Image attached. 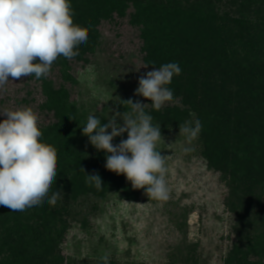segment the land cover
Segmentation results:
<instances>
[{
    "label": "trees",
    "instance_id": "obj_1",
    "mask_svg": "<svg viewBox=\"0 0 264 264\" xmlns=\"http://www.w3.org/2000/svg\"><path fill=\"white\" fill-rule=\"evenodd\" d=\"M70 3L74 23L88 28V40L78 46L76 57L69 60L61 56L52 66L59 67L62 76L71 80L69 64L73 60L87 61L85 56L99 43L97 27L101 19H112L115 13L125 17L132 5L131 23L140 26L145 64L152 70L170 62L179 64L180 75H174L167 87L200 114L217 113V126L212 125V129L217 134L215 149L223 166L221 171L225 174L230 171L226 167L232 150L237 155L233 158L236 159V172L231 176L233 188L243 182L244 202L252 205L256 199L261 206L257 208L264 210V0H70ZM38 80L43 81L46 95L41 109L52 113L54 118L48 124H38L41 141L57 151V177L48 198L56 192L60 197L54 207L46 198L41 206L24 212L0 206V264H63L66 259L60 247L71 224L78 220L85 226L86 222L85 217L81 220L82 212L74 210V203L81 196H102L110 174L101 155L94 165H89V156L81 149L84 144L78 130L77 110L69 100L68 90L50 84L45 77ZM145 111L153 117V124L166 122L174 112L179 113L174 108L157 111L151 106ZM230 132H235L234 139L229 138ZM93 173L103 178L100 189L86 183V174ZM237 195V189L230 192L231 197ZM235 214V241L227 264H264L249 262L246 254L250 251L264 255V216L261 235L252 237L246 229L249 223L243 211ZM75 262V258H69L67 264Z\"/></svg>",
    "mask_w": 264,
    "mask_h": 264
},
{
    "label": "rangeland",
    "instance_id": "obj_2",
    "mask_svg": "<svg viewBox=\"0 0 264 264\" xmlns=\"http://www.w3.org/2000/svg\"><path fill=\"white\" fill-rule=\"evenodd\" d=\"M133 13L131 5L125 17L115 13L112 19H101L97 27L99 43L85 56L87 61L73 60L69 64L71 80L53 66L45 77L50 84L68 90L69 100L77 110L78 130L84 144L81 149L89 156L90 166L100 155L106 164L107 154L98 151L82 134L89 115L99 118L103 125L117 111L122 114L131 110L123 101L131 99L149 104L147 108L151 106L150 100L135 95L139 78L152 69L143 67L146 64L141 52L140 26L131 23ZM42 86V80L30 76L10 81L7 91L0 93V109L31 107L38 116V124H48L54 118L52 113L41 109L46 101ZM173 108L179 113L174 112L166 122L153 124L160 125L162 135L157 150L167 156L169 199H149L143 189H133L124 175L108 170L104 194L81 196L73 205L86 222L85 226L78 220L71 224L60 247L66 259L63 264L69 258H75V264H103L101 257L106 253L109 264H227L235 241V211L241 210L249 223L246 229L250 235H261L264 210L259 209L256 199L252 205L244 202L243 182L235 188L231 184V176L236 172L233 158H237L232 150L226 167L230 171L227 174L221 171V159L215 149L217 134L212 129V125L217 126V113L200 114L182 96H174L161 110ZM4 119L0 115V122ZM197 119L202 130L189 144L179 135V125ZM117 124L123 126V120L117 118ZM229 129L232 131L231 126ZM234 133H229L230 139H234ZM125 139L126 132L112 143L115 146ZM186 147L191 151L185 152ZM233 189L238 190V195L231 197ZM262 201L264 205V194ZM246 254L249 262H264V255L250 251Z\"/></svg>",
    "mask_w": 264,
    "mask_h": 264
},
{
    "label": "clouds",
    "instance_id": "obj_3",
    "mask_svg": "<svg viewBox=\"0 0 264 264\" xmlns=\"http://www.w3.org/2000/svg\"><path fill=\"white\" fill-rule=\"evenodd\" d=\"M73 16L70 0H0V93L7 91L12 80L47 77L59 57L71 60L79 54L78 46L88 40V28L74 23ZM180 73L176 62L154 66L139 78L135 95L150 100L151 107L159 111L173 100V91L167 85ZM123 102L130 111H117L103 125L99 118L89 115L82 134L107 154V170L124 175L133 189H143L149 199L166 201L170 192L167 156L157 150L162 139L160 125L154 126L153 117L146 113L149 104L131 99ZM0 115L6 117L0 122V206L24 212L41 206L48 198L57 177V151L41 141L38 116L31 107L0 109ZM117 118L123 120V126L117 124ZM201 130L199 119L179 125V135L189 144ZM125 132L127 139L114 146L113 139ZM184 151L191 149L186 147ZM86 183L102 187L97 173L86 174ZM59 197V192L53 193L48 204L54 207ZM101 260L109 264V254Z\"/></svg>",
    "mask_w": 264,
    "mask_h": 264
}]
</instances>
